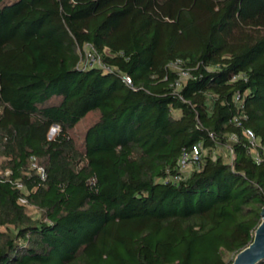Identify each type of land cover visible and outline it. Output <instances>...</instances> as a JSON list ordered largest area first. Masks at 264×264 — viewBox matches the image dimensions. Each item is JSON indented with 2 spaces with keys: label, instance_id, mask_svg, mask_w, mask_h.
<instances>
[{
  "label": "trees",
  "instance_id": "16d2710c",
  "mask_svg": "<svg viewBox=\"0 0 264 264\" xmlns=\"http://www.w3.org/2000/svg\"><path fill=\"white\" fill-rule=\"evenodd\" d=\"M0 159V264H231L264 206V0H0Z\"/></svg>",
  "mask_w": 264,
  "mask_h": 264
},
{
  "label": "water",
  "instance_id": "95a60500",
  "mask_svg": "<svg viewBox=\"0 0 264 264\" xmlns=\"http://www.w3.org/2000/svg\"><path fill=\"white\" fill-rule=\"evenodd\" d=\"M55 128L56 125L50 128L48 138L56 131ZM260 216L261 220L254 231L251 243L235 255L231 264H259L264 260V206Z\"/></svg>",
  "mask_w": 264,
  "mask_h": 264
},
{
  "label": "built area",
  "instance_id": "2783aa9c",
  "mask_svg": "<svg viewBox=\"0 0 264 264\" xmlns=\"http://www.w3.org/2000/svg\"><path fill=\"white\" fill-rule=\"evenodd\" d=\"M96 64L99 65L100 61L98 57H95L94 54L89 50V48L85 49V59H84V64ZM186 77V73L185 72H181V78L175 83L176 86L180 85L181 79H184ZM124 80L127 84H130V80L128 77H124ZM245 136L248 138L249 142L251 143L252 146H256L258 144L257 139L255 138V136L253 135V133L249 130L245 131ZM230 150V152L232 153V150L230 148H228ZM198 154L196 153V151H192V152H185L182 154V156L180 157V166H181V171L185 173V168H187V166H191L194 164H197V159H198ZM255 160L258 161V157L255 155ZM32 167L36 169L37 174H39L41 179H44L45 177V173H44V169L42 167L37 166L36 164L32 163ZM179 177H175L174 180H178ZM23 202V201H21Z\"/></svg>",
  "mask_w": 264,
  "mask_h": 264
},
{
  "label": "rangeland",
  "instance_id": "374dc122",
  "mask_svg": "<svg viewBox=\"0 0 264 264\" xmlns=\"http://www.w3.org/2000/svg\"><path fill=\"white\" fill-rule=\"evenodd\" d=\"M96 114L92 113L86 116L85 119H83L73 130H71V135L73 137V139L76 141V143H80L82 141L85 129L92 124L95 120H96ZM55 130L57 131V127L55 128ZM56 131L54 133H52L51 138L54 136V134L56 133ZM217 154H220L227 162H231L232 160V153L230 152V150L228 148H219L216 150ZM2 166H3V161L2 159H0V174H2ZM191 171L190 167L187 166V168H185V174H188ZM8 172H5L4 174H7ZM26 212L27 214H29L32 217L37 218L39 216V212L38 210H36L35 208L28 206L26 208Z\"/></svg>",
  "mask_w": 264,
  "mask_h": 264
}]
</instances>
